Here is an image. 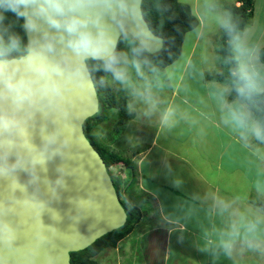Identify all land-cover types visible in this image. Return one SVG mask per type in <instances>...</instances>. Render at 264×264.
I'll return each instance as SVG.
<instances>
[{"label":"crops","instance_id":"obj_1","mask_svg":"<svg viewBox=\"0 0 264 264\" xmlns=\"http://www.w3.org/2000/svg\"><path fill=\"white\" fill-rule=\"evenodd\" d=\"M179 2L192 8L199 26L185 34L180 57L161 67L170 84L168 96L154 93L158 102L153 106L123 95L116 81L118 103L93 130L95 142L122 160L111 169L115 183L121 199L139 214L133 231L95 259L106 263L103 258L111 249L116 264H122L129 249L120 246L136 234L142 264H264V210L256 199L264 198V142L242 136L243 130L225 122L229 107L246 104L228 102L230 86L204 76L209 69L221 71L220 64L213 66L212 38L229 22L226 5L241 4ZM255 8L256 0L252 21ZM262 35L264 27L259 38ZM169 109L172 114L165 121ZM255 221V231H249ZM226 241H231L229 251L223 247Z\"/></svg>","mask_w":264,"mask_h":264},{"label":"water","instance_id":"obj_2","mask_svg":"<svg viewBox=\"0 0 264 264\" xmlns=\"http://www.w3.org/2000/svg\"><path fill=\"white\" fill-rule=\"evenodd\" d=\"M143 1L65 0L63 16L44 0L23 9L28 51L0 59V264H71L72 253L126 224L106 163L84 132L100 106L87 65L92 58L75 55L68 47L74 37L49 17L86 20L93 34L108 33L115 50L129 34L154 55L164 39L146 21ZM30 58L34 66L44 61L60 71L41 76ZM6 80L27 82L29 89L10 90Z\"/></svg>","mask_w":264,"mask_h":264},{"label":"trees","instance_id":"obj_3","mask_svg":"<svg viewBox=\"0 0 264 264\" xmlns=\"http://www.w3.org/2000/svg\"><path fill=\"white\" fill-rule=\"evenodd\" d=\"M240 6L235 4L226 5V10L231 15L229 24L233 28L232 35L237 36L248 27L254 15V0H237ZM144 17L148 22L151 30L164 39L163 49L154 55L143 51L142 56L146 61L158 64L160 67H167L174 63L181 55L182 43L185 34L196 29L199 26V19L194 15L192 8L188 4L179 2V0H144L142 4ZM0 37L7 45L9 37H18L20 48L18 51H13L7 55L0 56V59L19 58L25 55L28 51L27 35L25 30L24 17H17L11 12L0 10ZM128 37L132 38L129 34ZM125 34L120 38L117 52H123L125 48ZM135 40V39H134ZM231 36L224 28L218 39L216 54L221 66V72L217 75L206 76L208 81L220 82L230 86L228 102L240 100L244 102L247 108L252 113L256 121L264 123V92L256 93L250 99L241 100L234 90V82L236 78L232 76V71L237 67V61L232 45L230 44ZM136 42V40H135ZM136 44H139L136 42ZM259 60L264 64V47L259 51ZM102 61L90 59L87 61L88 68L91 72L99 99V112L94 117L88 119L84 124V132L91 144L99 152L107 169L111 175V168L122 162L114 153L107 151L99 146L93 139V130L96 122L103 120L108 116V110L116 107L118 100L115 92L112 90L106 80V74L101 67ZM256 141H259L256 139ZM128 166L129 163L125 162ZM112 177V175H111ZM113 181L114 178L112 177ZM115 183V181H114ZM116 191L120 201L128 214L126 224L120 229L113 231L106 236L97 240L92 246L84 251L71 254V264H97L96 257L107 248H116L118 244L126 238L134 229L139 214L137 211L121 200L120 188L115 183ZM264 210V204H257Z\"/></svg>","mask_w":264,"mask_h":264},{"label":"clouds","instance_id":"obj_4","mask_svg":"<svg viewBox=\"0 0 264 264\" xmlns=\"http://www.w3.org/2000/svg\"><path fill=\"white\" fill-rule=\"evenodd\" d=\"M44 2L57 15L63 16L65 14V0H44ZM76 2L81 3L82 0H76ZM34 3H36V0H0V10L11 12L17 17H24L27 13L23 9ZM41 11L43 12L45 9L41 8ZM69 11H75V5H70ZM0 19H3V17L0 16ZM49 22L53 27H63L69 36L74 37L68 41V47L75 55L102 61V69L105 72L111 73L115 81L119 82L125 88L130 89L134 96L145 100L153 106L156 105L158 101L153 92V85L144 72V64H146L147 61H142L138 58L147 47L144 40L136 44L134 39L125 34V39L132 46L131 52L133 55L130 58L127 53L117 52L115 50V41L105 30L99 29L95 34L87 30L88 22L86 20H81L73 16L61 23L59 20L49 17ZM32 26L34 27V25ZM223 26L231 36L230 44L236 54L235 59L237 61V67L232 71V76L236 78L233 85L234 90L241 100L250 99L254 94L264 91V76H261L260 71L253 62L254 57L252 50L247 47L239 36L232 35L233 28L227 21L223 22ZM19 48L20 42L18 37H9L7 45L0 40V56L18 51ZM29 64L30 67H33L41 76L47 77L52 72L58 73L60 71L58 67L48 65L44 61H41L38 66H34L31 58ZM133 72L135 76L139 78L138 80L133 79ZM3 73L4 66L0 65V75H3ZM5 83L10 90L16 92L29 89V84L24 81L12 84L6 80ZM54 90L58 91V89ZM26 98V96L18 97V99L21 100ZM219 98L223 104V89L219 92ZM171 114L172 110L169 109L165 113V121L168 120ZM225 122L233 124L236 128L243 130L241 132L242 136L250 134L255 139L264 142V123L254 120L245 105L237 103L229 107L225 115ZM223 207L226 208L227 205H223ZM258 223L259 221L252 222L249 225V231H255ZM235 234L234 231L233 235ZM223 247L226 251H229L231 249V241L224 242Z\"/></svg>","mask_w":264,"mask_h":264},{"label":"rangeland","instance_id":"obj_5","mask_svg":"<svg viewBox=\"0 0 264 264\" xmlns=\"http://www.w3.org/2000/svg\"><path fill=\"white\" fill-rule=\"evenodd\" d=\"M220 3H221V1H218L217 4H220ZM228 15H229V21H230L231 15L229 13H228ZM254 21H256L255 22L256 26L254 28H252V22H254ZM263 27H264V0H256L255 19L253 21H251V24L248 27H246V29L242 33H239L237 36H239V38L247 45V47L252 50L253 57H254L253 62L255 64V66L257 67V69L260 71L261 76H264V64L261 63L259 60V51L261 50V48L264 47V35H262L259 38V34L263 30ZM220 33L218 32L217 33L218 36L212 38L213 44L215 45V47H217V39H218ZM0 40L4 41L1 37H0ZM125 41H126V43H125L124 53H127L129 55V57L131 58L133 55V53L131 52L132 46L128 43L127 40H125ZM215 52H216V48H215ZM215 56H216V59H215L216 63L213 66L217 67L219 65V61L217 58V54H215ZM211 64L212 63L207 64V66H211ZM148 67L149 68H144V72H145V75L148 77V79L151 81V83L153 85V92L159 93L161 95V97H167L168 92L170 90V84L167 80V73H165L164 70L158 64H155V63H151ZM190 72H193V70ZM218 73H219V69H209L206 71L204 76H208V75L214 76V75H217ZM200 76L203 79L202 75H199V77ZM105 77H106L108 84L110 85V87L112 88V90L116 94V81L114 80L112 74L108 73V74H106ZM133 79L134 80L139 79L138 77L135 76L134 72H133ZM121 87H122L121 93L123 95L127 96L129 94H132L130 89L125 88L123 85H121ZM199 93H201V92H199ZM132 95H129V96H132ZM242 168H245V167H242ZM110 172H111V175L115 181V177H114L113 172L111 170H110ZM256 199L258 200V202H261L262 204H264V198H261L260 195H256ZM135 236H136V234H133V235H131L130 238L125 239L122 243V247L120 246V248L124 247L126 249L127 248L129 249V250H127L128 255L126 258H124V260L122 261V264H142V258L140 256V253L138 252V250H136V243L137 242H136ZM108 251L106 252L105 258H103L104 261H107V262L103 263V259H102V263L103 264H116L115 251L111 250V249L109 252ZM111 251L115 255H112ZM108 253H109L110 257L107 256ZM106 257H108V258H106Z\"/></svg>","mask_w":264,"mask_h":264},{"label":"built area","instance_id":"obj_6","mask_svg":"<svg viewBox=\"0 0 264 264\" xmlns=\"http://www.w3.org/2000/svg\"><path fill=\"white\" fill-rule=\"evenodd\" d=\"M112 169V168H111ZM112 171V170H111Z\"/></svg>","mask_w":264,"mask_h":264}]
</instances>
